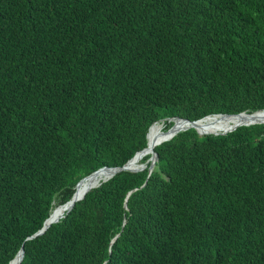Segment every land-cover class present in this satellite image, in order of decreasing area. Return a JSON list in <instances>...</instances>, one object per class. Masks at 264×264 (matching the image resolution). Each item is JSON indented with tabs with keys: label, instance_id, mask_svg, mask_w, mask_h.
Returning <instances> with one entry per match:
<instances>
[{
	"label": "trees",
	"instance_id": "1",
	"mask_svg": "<svg viewBox=\"0 0 264 264\" xmlns=\"http://www.w3.org/2000/svg\"><path fill=\"white\" fill-rule=\"evenodd\" d=\"M262 111L264 0H0V264H264V124L180 132L30 239L151 126Z\"/></svg>",
	"mask_w": 264,
	"mask_h": 264
},
{
	"label": "bare ground",
	"instance_id": "2",
	"mask_svg": "<svg viewBox=\"0 0 264 264\" xmlns=\"http://www.w3.org/2000/svg\"><path fill=\"white\" fill-rule=\"evenodd\" d=\"M174 121H175V125L168 130H165V126L163 127L162 124H156V125L151 126L147 134V146H148L147 149L143 151L142 153L141 152L138 153V155L136 154V156L133 157L125 165L126 171H129V172H141L142 171L143 172L146 168H148V166L152 162L151 154H152L153 149L158 144L162 143L163 141H166L170 137H173L174 135H176L182 130L188 129L190 127H194L196 131L198 130V131H206V132H218L222 129H226L231 126L239 127L241 125L255 124L258 122L262 123L264 122V111L254 113L249 116L248 115H240V116H233V117L211 116V117L204 118L196 122L194 125L187 124L177 119H174ZM200 134H206V133H200ZM145 158H147V160L144 163H142V160ZM104 170H101L100 172L102 171L103 172L102 173L99 172L100 174L98 173L95 174L96 176L93 175L87 180L81 181L75 187L73 197L71 201L68 203L69 207L71 206L73 201L81 200L87 194L86 193L87 191H89L90 189L93 190L92 189L93 187H95L96 185L100 183L102 184L103 182L109 180L112 177L111 170H107V169H104ZM65 207L66 205H62V206H57L54 209H52L47 219V224H51L57 221L58 217L60 216L62 211L65 209ZM19 262H20V256H17L15 260L10 264H19Z\"/></svg>",
	"mask_w": 264,
	"mask_h": 264
},
{
	"label": "water",
	"instance_id": "3",
	"mask_svg": "<svg viewBox=\"0 0 264 264\" xmlns=\"http://www.w3.org/2000/svg\"><path fill=\"white\" fill-rule=\"evenodd\" d=\"M257 113V112H256ZM240 115H247V114H239V115H234V116H240ZM216 116H227V115H216ZM249 116V115H248ZM227 117H233V116H227ZM206 118H208V117H206ZM174 119H177V120H181V121H183V122H185V123H187V124H191V125H194L196 122H189V121H187V120H183V119H179V118H174ZM174 119H169V121H171V120H174ZM200 121V120H199ZM198 122V121H197ZM261 124H264V123H255V124H249V125H241V126H239V127H247V126H251V125H261ZM239 127H237V128H239ZM237 128H235V129H237ZM188 129H194L195 130V128L194 127H190V128H188ZM188 129H185V130H182V131H180V132H184V131H186V130H188ZM235 129H233V130H231V131H228V132H224V133H217V134H215V133H206V134H200L199 132H197L196 130V132L200 135V136H203V135H209V134H212V135H226V134H228V133H231V132H233ZM179 132V133H180ZM178 134V133H177ZM176 134V135H177ZM176 135H174L173 137H175ZM173 137H170L169 139H167L166 141H163L162 143H164V142H167V141H170ZM146 139H147V136H146ZM162 143H160V144H162ZM160 144H158L157 146H159ZM144 151V150H143ZM142 152V151H141ZM151 160H152V162H151V164L149 165V168H148V175H150V173L153 171V169H154V166H155V163L157 162V160H158V158H157V155H156V153L154 152V150L152 151V154H151ZM104 169H107V170H111L112 171V177L113 176H115L116 174H118V173H120V172H125L126 170H125V165L123 166V167H120V168H104ZM100 170H103V169H100ZM100 170H98V171H100ZM126 172H129V171H126ZM130 173H136V172H130ZM94 174V173H93ZM92 175V174H91ZM111 177V178H112ZM110 178V179H111ZM85 179V178H84ZM84 179H82V180H84ZM82 180H80L78 183H77V185L82 181ZM108 181V180H107ZM106 182V181H105ZM104 183V182H103ZM76 185V186H77ZM101 185V184H100ZM99 185V186H100ZM75 186V187H76ZM98 186V187H99ZM97 188V187H96ZM84 198V197H83ZM82 198V199H83ZM81 199V200H82ZM81 200H79V201H81ZM71 201V200H70ZM69 201V202H70ZM79 201H73V203L71 204V206H70V208L68 209V211H66V213H68V212H70V210L73 208V206L77 203V202H79ZM68 202V203H69ZM67 204V203H66ZM61 218H63V216L61 217ZM60 218V219H61ZM60 219H58L57 221H55V222H53V223H51V224H47V220L44 222V224H43V227H42V229L39 231V232H37L34 236H32L30 239H33V238H35V237H38V236H41L51 225H53V224H56V223H58L59 222V220ZM17 256H20V262H21V260H22V258H23V249H21L18 253H17V255L15 256V258L17 257ZM14 258V259H15ZM20 262H19V264H20ZM11 263V262H10ZM9 263V264H10Z\"/></svg>",
	"mask_w": 264,
	"mask_h": 264
},
{
	"label": "rangeland",
	"instance_id": "4",
	"mask_svg": "<svg viewBox=\"0 0 264 264\" xmlns=\"http://www.w3.org/2000/svg\"><path fill=\"white\" fill-rule=\"evenodd\" d=\"M259 123V122H258ZM163 125V127L165 126L164 124H162ZM228 128H226V129H222V130H220V131H218V132H206V131H201V132H206V133H215V134H217V133H222V132H225L226 130H227ZM73 197V196H72ZM66 206H68V204H65Z\"/></svg>",
	"mask_w": 264,
	"mask_h": 264
}]
</instances>
